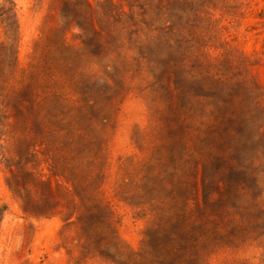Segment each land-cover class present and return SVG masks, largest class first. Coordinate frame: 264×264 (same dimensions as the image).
<instances>
[{
  "label": "rangeland",
  "instance_id": "obj_1",
  "mask_svg": "<svg viewBox=\"0 0 264 264\" xmlns=\"http://www.w3.org/2000/svg\"><path fill=\"white\" fill-rule=\"evenodd\" d=\"M0 264H264V0H0Z\"/></svg>",
  "mask_w": 264,
  "mask_h": 264
}]
</instances>
